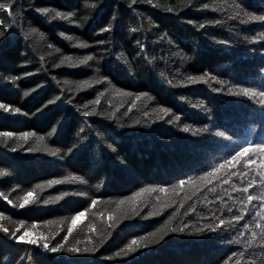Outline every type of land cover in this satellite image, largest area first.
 Segmentation results:
<instances>
[{
  "label": "trees",
  "instance_id": "1",
  "mask_svg": "<svg viewBox=\"0 0 264 264\" xmlns=\"http://www.w3.org/2000/svg\"><path fill=\"white\" fill-rule=\"evenodd\" d=\"M0 3V264H264V0Z\"/></svg>",
  "mask_w": 264,
  "mask_h": 264
},
{
  "label": "snow or ice",
  "instance_id": "2",
  "mask_svg": "<svg viewBox=\"0 0 264 264\" xmlns=\"http://www.w3.org/2000/svg\"><path fill=\"white\" fill-rule=\"evenodd\" d=\"M132 2L135 3L136 0H132ZM0 10H7V11L11 12V11H12V9H11V4H9V5L7 6V8H6L4 4L0 3ZM42 11H43L44 13H48V12L50 11V9L45 8V9H43ZM63 15H64V14L61 13L60 11H56V12H55V16H56V17H61V16H63ZM252 19H253V20H256V19L264 20V16H259V17H257V16H253ZM107 30H108V28H105V31H107ZM133 31H135V30H133ZM75 46H76V47H81V48H82V47H87L88 45L82 43V44H77V45H75ZM91 60H93V56L88 55V56H86L84 59H81V60L76 61V63H77V64H85V63H87L88 61H91ZM65 62H69V63H71V62H72V57H71V56H65L64 59L61 61V64H64ZM188 79H189L192 83H197L198 81L203 80L204 77H203V76H199V77H195V76H193V77H189ZM87 83H88V82L85 81V82H83V84H82L81 86L83 87L84 84H87ZM243 94H244L245 96H249V95H255L256 93H255V92L244 91ZM24 95L26 96V95H28V93L26 92ZM261 95H264V93H261ZM92 103H94V104H99L100 101H99V100H94V101H92ZM3 107H4V105L0 104V108H3ZM85 107H87V106H85ZM17 111H19V110H17ZM129 111H131V109H129ZM160 111H161V112H166V109H163V108H162ZM89 114H90V113H85V115H89ZM184 131L187 132L188 129L185 128ZM204 131H207V129H205ZM217 134H218V135H223V133H217ZM0 135H9V134H7V133H2V134H0ZM28 135H29V134L26 133V134L24 135L23 139H27V138H28ZM247 152H248V149L245 148L243 151L239 152V153H238L236 156H234L232 159H233V160H237L240 156H244ZM250 162H254V160H253V161H250ZM4 174H5V173H4L3 171H0V176H3ZM52 183H59V181H53ZM145 191H147V189H146ZM162 191H163V189H162ZM243 191L248 192V189H247V188H244ZM32 198H33V192L30 191V192H28L27 195L24 197V203H22V204L20 205V207L23 208V207L25 206V204L29 203V201H30ZM252 199H253V196H252V195H248V200L251 201ZM94 204H95V201H93V205H94ZM84 216H85V213H84V212H81V213H79V215H77L76 217L73 218V220H72V225H73V227H70V228L67 230L69 235L72 233L73 228L76 226V222H77L78 220H80V219H81L82 217H84ZM240 219H241V217H239V216L236 217V220H237V221L240 220ZM257 227H259V225H257ZM5 231H7V229H5ZM26 237H27V239H26ZM45 239H46V238H45ZM62 239H63V242H66V241H67V237H64V238H62ZM17 240H18V241H22V242H24V243H26V244H29V245H36V244L38 243V240H37L36 238H32V234L29 233V232H24L22 235H20L19 237H17ZM63 242L59 244V248H62V247L64 246V243H63ZM135 243H136V241H133V244H135ZM49 247H50V246H49L48 243H45V244H44V248H45V249H48ZM59 248H58L57 246H52V247H51V251L56 252V251L59 250ZM69 251H73V252H75L76 249H75V248H72V249H69ZM240 255H244V253H240ZM236 264H240L239 260L236 261ZM245 264H247V262H245Z\"/></svg>",
  "mask_w": 264,
  "mask_h": 264
}]
</instances>
